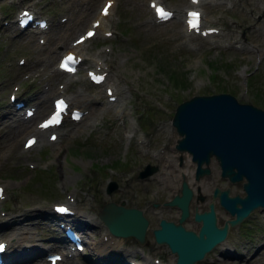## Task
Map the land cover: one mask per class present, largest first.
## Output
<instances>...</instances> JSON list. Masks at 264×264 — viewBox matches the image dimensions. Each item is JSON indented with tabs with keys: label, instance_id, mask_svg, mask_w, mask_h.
I'll list each match as a JSON object with an SVG mask.
<instances>
[{
	"label": "rangeland",
	"instance_id": "rangeland-1",
	"mask_svg": "<svg viewBox=\"0 0 264 264\" xmlns=\"http://www.w3.org/2000/svg\"><path fill=\"white\" fill-rule=\"evenodd\" d=\"M99 2L100 0H39L35 3V8L51 18L43 43H39L35 35L26 33L8 37L7 32L12 31L13 25L8 23L4 26L7 30L0 34V107L5 104V93L11 84L19 82L15 91L19 93L27 83L34 82V92L37 94L46 83V90L40 95L41 98L48 95L47 90L55 89L59 80H64L65 75L57 72L53 65L57 49L60 45L67 44L71 36L81 29ZM163 2L178 10L183 7L185 0ZM145 4V0H115L114 5H110L112 11L105 22L112 31L111 35L93 36L85 41L82 48L88 63L93 61L90 56L98 48H109L105 51L98 50L94 54L96 57H105L110 67L109 73L112 76L108 73L106 82L120 87L122 82L126 84L125 79L130 78L128 88L122 86L118 90L120 92L123 89L120 98L127 114L121 116L117 113L120 107L115 105L114 100V105L104 107V110L96 114L95 125L83 122L88 119L85 114L86 118L79 122L64 123L65 129L59 128L64 130V135L60 133L55 141L48 143L44 140V143L40 142L25 150L21 149L20 140L31 126L21 130L6 116L0 117V182L7 192L6 197L0 200V206L6 208V214L0 217H6L9 212L17 214L32 204H45L49 207L53 201H67L68 198L74 199L77 207L87 205L90 210H97L104 200L124 199V205L142 208L148 224L144 232L145 240L141 244L131 235H120L118 242H122L123 246L118 247L116 256L120 260L129 256L141 259V252H149L168 262L171 253L163 244L153 241L151 227L157 224L159 215L168 219H174L178 215V209L161 203L175 190L178 165L185 170V180L190 182L193 189L189 203L190 214L183 223L187 228L195 229L197 226L194 224L199 225L198 220L193 221L189 216L193 205L198 204L199 210L206 207L211 198V182L220 187L227 185L229 193L241 192L239 182H228L221 178L212 162L210 171L194 180L190 173L192 163L185 151L172 146L177 133L170 124L171 111L179 100L190 94L217 90L229 91L238 100L264 106V15H261L264 0H202L200 7L204 25L216 29L205 36L190 32L182 35L181 19L175 17L153 23ZM17 7L15 4V9ZM14 10L10 17H13ZM60 15H66L64 22L58 20ZM76 18L80 22L75 25ZM239 43L241 47H238ZM20 55L28 61L30 67L25 72L23 70L26 68L22 69L23 65L16 63V58ZM88 65L92 66L91 63ZM170 71H177L182 75V84L171 81ZM23 74L27 76L22 78ZM113 78L116 80L113 81ZM79 83L84 87L77 88L94 96V103H103L99 100L104 99V86L107 83L90 85L84 77L77 74V79L64 84L63 88L67 93H72ZM82 102L80 103L83 104ZM2 111L3 108H0V115ZM129 123L134 126L131 131H128ZM136 135L142 136L144 141L138 142ZM145 163L156 165L154 171L149 176L146 175L148 177L143 176L147 178L144 179L147 187L145 185L144 188L140 183L124 186L119 175L123 172L132 178L143 179L137 172ZM104 165L106 166L103 168ZM164 166L171 171L169 177L161 174ZM109 179L114 180L115 186L106 192L105 185ZM196 187L199 188L198 193ZM201 189L208 194L201 193ZM146 198H149L147 202ZM153 201L158 204L153 205ZM214 205L217 223H221L229 215L217 204L216 199ZM29 219L35 221L39 218ZM102 225L98 222L96 228L100 230ZM242 226L247 231H241ZM252 228L254 229L251 230ZM3 229L0 232L8 230V233H14L13 240L17 234H34L20 239V249L25 246L24 243L32 246V241L36 242V248L50 244L49 240L42 239L48 231L45 223L21 220L8 224ZM107 233L102 232L98 236L102 243V237ZM261 241L262 245L257 248ZM223 242L226 249L233 250L239 257L229 258L230 260L222 258L219 248L215 246L205 253L202 260H196L195 264H264V217L259 206L254 207L237 226H229ZM221 243L218 246L224 244ZM76 257L81 262L84 260L80 254ZM65 264L69 262L66 261Z\"/></svg>",
	"mask_w": 264,
	"mask_h": 264
},
{
	"label": "water",
	"instance_id": "water-1",
	"mask_svg": "<svg viewBox=\"0 0 264 264\" xmlns=\"http://www.w3.org/2000/svg\"><path fill=\"white\" fill-rule=\"evenodd\" d=\"M179 137L174 146L185 150L194 163V177L210 171L213 157L220 176L229 181H241L243 194H228V188L214 186L212 197L232 217L216 224L212 201L207 209H194V219L200 220L197 233L182 226L180 220L188 213L191 190L181 180L179 193L166 201L180 208L177 222L161 218L160 227L152 228L154 239L164 241L176 252V264H193L204 251L224 237L227 225L237 223L253 207L264 206V108L238 101L228 92L193 94L178 102L171 116ZM145 165L139 174L153 170ZM108 228L117 234H131L138 242L144 240L147 220L141 211L123 207L112 201L100 210Z\"/></svg>",
	"mask_w": 264,
	"mask_h": 264
},
{
	"label": "bare ground",
	"instance_id": "bare-ground-1",
	"mask_svg": "<svg viewBox=\"0 0 264 264\" xmlns=\"http://www.w3.org/2000/svg\"><path fill=\"white\" fill-rule=\"evenodd\" d=\"M210 1V0H209ZM110 9H111V7L109 6V12H110ZM176 12H177V10H176ZM83 13V12H82ZM83 15V14H82ZM108 15V14H107ZM107 15H105L104 17H102L101 18V24L97 27V30H99L100 28H106V25H105V23L104 22H106V19H107ZM176 15H179L178 14V12L176 13ZM76 17V16H75ZM78 22H80V19H78V18H76L75 20H74V24L76 25ZM203 27H208V26H203ZM202 27V28H203ZM218 28V27H217ZM182 33H183V35H187L189 32H187L186 31V29L185 28H182ZM215 42V41H214ZM83 46H84V44H83V42L81 43H78V44H76V46H72V48H75V51L78 53V54H80V55H82V58H86V56H84L83 55V53H82V48H83ZM103 50V49H102ZM105 51V50H104ZM97 58H100L103 62H105V63H103V62H101L100 60H98ZM129 59V58H128ZM92 60L94 61V66L96 67V66H100L101 68H102V70L103 71H110V67H108V65H107V62H106V60H105V57H103V58H101V57H96V56H94V57H92ZM125 81V83L128 85V82L130 81V78L128 77L127 79H125L124 80ZM107 86H109V85H107ZM106 87V86H105ZM105 89V88H104ZM123 90V89H122ZM122 90H120V92L122 93ZM120 93V94H121ZM47 94L46 95H43V96H41V98H40V100H39V102H38V105H39V107L40 108H42L43 106H45L46 105V102H47ZM67 97H68V100H69V102L71 103V104H80V102H82V100H84L85 102H82L83 103V106H86L87 107V112H86V116H88V120H92L90 123L92 124V125H95L96 123L94 122V119H95V116H96V114L98 113V112H101V110H104L103 108H104V106H102V104H96V103H94L93 102V98H94V96H92V95H90L89 93H85L82 89H80V88H77L74 92H72V93H67ZM116 102H118V106L120 107L119 109H118V114L119 115H124V114H127V110L125 109V106H124V103H123V101L121 100V98H119ZM97 111V112H96ZM93 112V113H92ZM90 114V115H89ZM0 123H2L1 122V119H0ZM161 123V122H160ZM165 123V122H164ZM8 124V123H7ZM165 125V124H164ZM16 126L18 127V128H21V130H22V128H27L28 126H31V123H30V121H20V122H17V124H16ZM161 126V125H160ZM159 126V127H160ZM134 126H133V123H129V125H128V131H131V129L133 128ZM158 127V128H159ZM162 127H163V124H162ZM60 127H58V128H56V131H57V129H58V133L60 134V133H63V131L62 130H60L59 129ZM157 128V127H156ZM157 128V129H158ZM161 128V127H160ZM30 130H33L38 136H41V135H43V132L42 131H40V130H38V129H36L35 127H32L31 126V128H30ZM97 131V130H96ZM157 155V154H156ZM168 155V154H167ZM165 158V157H164ZM163 158V159H164ZM174 158V157H173ZM172 159V158H171ZM162 160V159H161ZM173 161V160H172ZM142 162V161H141ZM163 162V161H162ZM174 162V161H173ZM138 163V162H137ZM174 165V164H173ZM183 166V165H182ZM136 167H137V165H136ZM136 167H134V168H136ZM167 167V166H166ZM171 167V166H170ZM168 168V167H167ZM167 168H165V166L163 167V170H162V173L161 174H163V175H167L168 177L171 175V171L169 170V169H167ZM185 168V167H184ZM128 170V169H127ZM136 170V169H135ZM172 170V169H171ZM176 174H177V176L179 177L181 174H183V172L185 173V170L183 169H180V166L178 165L177 166V168H176ZM173 172V171H172ZM67 173V172H66ZM175 174V173H174ZM67 176V175H66ZM148 177V176H147ZM162 177V176H161ZM167 177V178H168ZM119 178H120V180L121 181H123V185L124 186H130V185H135V183L137 184V183H140V185H143V187L145 188V185H146V180H144V179H147V178H143V179H139V178H132V176L131 175H128V174H125V173H121L120 175H119ZM151 178V177H150ZM165 179V178H164ZM191 180V179H190ZM168 181V180H167ZM174 181V180H173ZM177 181V180H176ZM193 181V180H192ZM149 182V181H148ZM164 182V181H163ZM189 182V181H188ZM201 182V181H200ZM169 183H171V182H169ZM169 183H167V184H169ZM179 183V182H178ZM192 183V182H191ZM165 184V183H164ZM163 184V185H164ZM174 184H177L175 181H174ZM196 184V183H195ZM201 184V183H200ZM139 185V184H138ZM171 185V184H170ZM140 187V186H139ZM146 187H147V185H146ZM174 187H175V189L177 188V185H174ZM142 189V188H141ZM196 189V188H195ZM199 189V188H198ZM142 190H144V189H142ZM149 190V189H148ZM173 190V189H172ZM177 190H178V188H177ZM202 191V192H201ZM149 192V191H148ZM200 192L201 193H203L204 195H206V194H208V192L207 191H205L204 189L202 190H200ZM148 195V194H147ZM152 197V196H151ZM153 198V197H152ZM151 199V198H150ZM149 200V198H146V200H145V202H147ZM196 204V203H195ZM12 207V206H11ZM17 207V206H16ZM197 210H199V205L197 204V205H195L194 206ZM149 208V207H148ZM75 210V211H74ZM28 212H26V213H23V214H21V217H26V216H28V215H30V218H36V214H34V213H32V212H37V213H41L42 214V212L40 211V210H38V209H35V208H33L32 210H27ZM201 211V210H200ZM188 216V215H187ZM186 216V217H187ZM55 217V216H54ZM71 219L75 222V221H79V222H81L82 221V219L85 217V218H87V223H85V227L88 229H91V234L93 235V232H95V230L93 229V228H95V227H97L98 226V223H97V219H98V217L97 216H95V213L94 214H92V211H90V210H87V209H84V208H77V209H74L73 208V214L71 215ZM185 217V218H186ZM8 218H0V229L1 230H4L3 228L5 227L3 224H5V222H6V220H7ZM18 219V218H17ZM70 219V220H71ZM24 223V222H23ZM26 223V222H25ZM35 223H41L40 222V220H37V221H35ZM13 225V224H12ZM19 225V224H18ZM195 226H197L198 227V224H194ZM36 226V225H35ZM78 227H80V228H82V229H85V227H81V226H78ZM36 228V227H35ZM26 229V228H25ZM37 229V228H36ZM44 229V228H43ZM8 231V230H7ZM23 231H25L24 230V228H23ZM18 232H20V231H18ZM102 232H108L107 230H103V231H100V232H98V230H97V233H98V236H100V234L102 233ZM8 234V232H6V231H2V232H0V236L1 237H3V236H5V235H7ZM27 235L28 236H31V235H34V234H29L28 232L26 233H24V234H17L16 235V239H15V242L16 243H18L19 241H20V239H22V238H27ZM33 237V236H32ZM35 237V236H34ZM92 237V236H91ZM112 237V244L113 245H102V242L98 239H96L94 242V244H93V246L91 245L90 247L92 248L93 247V250L91 251V253L89 254V256L87 257V262L88 263H90V264H120L119 263V258L116 256V253H118V248H117V245H115V243H117L119 240H118V238H115L116 236H112V235H110L109 233H107L106 235H104L102 238H111ZM37 239V238H36ZM241 239V238H240ZM40 240V239H39ZM224 240H222V241H220V243L222 242V243H224L223 242ZM247 241V240H246ZM221 243V244H222ZM7 250H10L9 252H7L4 256H5V258L7 259H11V258H16V257H20V256H25L26 255V257L27 256H30V255H32V254H34V253H36V252H38L39 251V249L40 248H36L35 246H36V242L35 241H32V247L30 248V249H28V248H24V247H22L21 249H19V248H15V249H11V247H14L13 245H11V242L10 241H7ZM40 244V243H39ZM48 244V243H47ZM90 245V244H89ZM224 245V244H223ZM223 245H221V247L223 246ZM238 245V244H237ZM17 246V245H16ZM241 246V245H240ZM11 250L13 251L12 253H11ZM22 251V253H20L19 251ZM253 251V250H252ZM237 253H238V251H237ZM260 253V252H259ZM262 253V252H261ZM221 255H223V256H230V257H235V256H238V255H236V254H234L230 249H226L225 248V250L221 253ZM228 257H226V258H228ZM261 257V256H260ZM259 257V258H260ZM264 257V256H263ZM173 259H174V256H173V254H170V257H169V261H173ZM226 259H223L222 261L223 262H226L225 261ZM57 264H58V262H57Z\"/></svg>",
	"mask_w": 264,
	"mask_h": 264
},
{
	"label": "snow or ice",
	"instance_id": "snow-or-ice-1",
	"mask_svg": "<svg viewBox=\"0 0 264 264\" xmlns=\"http://www.w3.org/2000/svg\"><path fill=\"white\" fill-rule=\"evenodd\" d=\"M107 11H108V9H107V7H106V8L104 9V13L107 14ZM157 12H158V14H160V15H170V14H166V13H164L162 9H157ZM191 15H192L193 17L197 16L196 13H192ZM192 26H195V25L193 24ZM92 34H93V33H91V32L88 33L89 36H91ZM68 59L70 60V59H72V57L69 56ZM61 104H62V102H61ZM58 122H59V119H58V113H57V115L54 116V117L49 121V123H58ZM43 126L46 127L47 124H45V125H43ZM29 143H32V141H29ZM2 248H3V245H0V249H2Z\"/></svg>",
	"mask_w": 264,
	"mask_h": 264
},
{
	"label": "trees",
	"instance_id": "trees-1",
	"mask_svg": "<svg viewBox=\"0 0 264 264\" xmlns=\"http://www.w3.org/2000/svg\"><path fill=\"white\" fill-rule=\"evenodd\" d=\"M170 78L173 83H181L182 84V75H180L177 71H170ZM39 174V172L37 173ZM44 188L45 185H44Z\"/></svg>",
	"mask_w": 264,
	"mask_h": 264
}]
</instances>
